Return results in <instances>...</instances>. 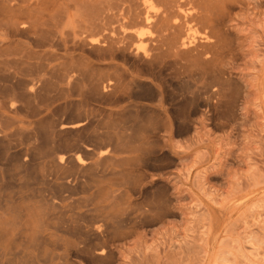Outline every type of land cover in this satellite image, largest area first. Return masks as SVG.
<instances>
[{"label":"rangeland","instance_id":"374dc122","mask_svg":"<svg viewBox=\"0 0 264 264\" xmlns=\"http://www.w3.org/2000/svg\"><path fill=\"white\" fill-rule=\"evenodd\" d=\"M1 2L14 4L11 0ZM226 4L221 24L228 44L225 51L216 53L217 56L209 51L201 56V63L181 60L161 67L148 65L151 72L143 58L150 52L146 50L149 48L132 41L113 48L105 45L108 43L102 39L103 31L94 30L93 25L99 24L94 14L93 19L91 15L85 16L90 22L98 20V23L92 22L93 25L86 24L89 30L79 29L77 21V26L68 22L64 23L67 32L62 25L60 30L50 32L55 37L47 32V37L45 33L37 34L36 42L33 37L29 38L31 41L25 39L27 35L23 33L7 38L0 26V41L7 46L6 52L1 48L0 55L5 56L0 58L6 59L8 64L7 67L3 63L0 71V101L3 102L4 91L11 86L10 72L21 79L47 73L46 79H50L48 68L54 64L66 67L67 63L71 64V58L79 56L80 63L73 62L82 63L80 70L74 67L77 63L72 62L73 66L68 67L74 69V76L85 74L80 80L76 76L78 80L68 86L72 91L67 103L49 101L51 93L30 102L18 101L20 113L0 111V127L7 124V139L12 141L8 156L0 153V201L12 198L13 202L0 208L2 220L13 224L7 230L8 235H0L4 251L0 264H61L65 243H72L65 264H264V0H229ZM84 20L82 26L86 28L84 24L88 21ZM141 27L132 28L143 30ZM77 28L80 34L74 32ZM72 32L75 33L73 42ZM110 32H106L105 38L109 35L113 40L121 36L118 30ZM196 32L197 37L207 34L201 29ZM39 36L42 37L38 45ZM43 37L47 39L46 44L42 43ZM103 40L105 44H101ZM18 42L21 45L16 44ZM54 49H59L56 51L59 55L67 53V59L54 60ZM136 53L142 56L135 58ZM40 54L45 56V61ZM10 59L11 62L15 59L14 65H9ZM30 66L35 67V74ZM85 77L88 81H84ZM96 79L95 87L91 86ZM106 83H110L112 91L103 93ZM78 87V91H74ZM96 89L97 95L94 94ZM23 104L28 109L22 107ZM19 105L31 115L26 112L29 116L26 118ZM78 113L83 116L82 129L87 131L82 132V148L88 151L84 153L82 149V154L78 155L69 151L68 155L84 160L81 176L78 175L81 178L77 174L70 175L81 179L79 183L83 185L78 194H65L63 208L55 216H59L57 221L61 218L58 222L63 226L75 227L76 224L82 228L84 235L77 238L81 243L76 237L54 233L50 223L55 219L51 221L50 206L42 205L51 198L52 192L47 186L54 182L50 170L52 158L33 160L30 174L20 173L18 165L13 167L9 163L12 153L38 145L35 139L24 136H37L44 128L40 126L47 121L65 115L77 117ZM9 118L18 121L10 122ZM26 177H32L31 182ZM45 196L43 200H46L42 201ZM20 209L26 224L22 232L18 230ZM74 215L81 218V224L72 220ZM55 237H59V242ZM76 244L81 251L75 248Z\"/></svg>","mask_w":264,"mask_h":264},{"label":"bare ground","instance_id":"6f19581e","mask_svg":"<svg viewBox=\"0 0 264 264\" xmlns=\"http://www.w3.org/2000/svg\"><path fill=\"white\" fill-rule=\"evenodd\" d=\"M11 1H12V3L14 2L13 5H8V4L4 5L5 4L4 2L7 3V1H4L3 4L1 2V4H0V26L2 27V30L5 31V32L3 31L5 33L4 36L7 37V38L17 36L19 33H23V34L27 35V38H25V39H28L29 41H31L30 39H32V37L34 38L37 34L38 35L39 34H44L45 32L49 33L51 36H54L55 34L53 35L54 32L52 30H56L57 31V29L62 28V25H63V29L67 28V27H64V26H66V25H64V23H68V22L72 23V22H74V24H75L76 21H77L78 26L76 24H75V26H77L79 29H83V30L88 29L89 30V28H87L89 26H86V24L88 25L90 23L89 25H93L92 22L93 23H98L99 22V24H97L96 26L93 25L94 30L98 29V32H100L102 30L103 31L102 33L105 34L104 35L105 37L107 35L106 32L109 33L110 30H111V32L113 30H118L121 33V36L119 38H116V39H113V40L111 39L112 37L109 38L110 37L109 35L107 36V38H109V39H107L105 37L102 38V39H106L105 42H107L108 44H105L104 40L101 42V44L104 42V44L108 45L110 48H113V46H116V45L121 44V43L124 44L125 41H132V42H135L137 44H142V45H144V46L149 48V49H146V50L150 51V52H148V54H146L147 51L145 50L146 53H144V54H146V55H143V58L146 61H144V62L147 63V66L148 65L151 66L152 64H154V65H160L159 67H161L162 65H165L167 63L176 64L177 61H181V60H185L187 62H196V61L200 62L201 56L204 55L205 53H207V52L209 53V51H211L210 52L211 54L214 53L216 55V53H219L220 51H223L224 48L226 49V47L228 45L226 37H224L225 34L221 30V24H222V19H223L222 11L224 9L225 4L229 0H11ZM8 2H10V1H8ZM226 5H228V4H226ZM84 14H86V15H84ZM92 14H94L93 16H95L99 20V21L97 20L98 22L97 21L94 22V20H96V18L94 20H92L93 19L92 18L93 17ZM89 15H91V17ZM85 16L92 18L91 19L92 21L90 22V20H88V18L85 17ZM83 18H85V20L87 19V21H88L86 23L84 22L85 23L84 25L86 26V28H83V26H82L83 25L82 24V19ZM133 26H134V28H135V26L136 27L137 26L138 27L142 26L141 28L143 30H139V29L134 30V28H132ZM78 28L74 29V32L80 34V32H81L80 30H79V32H77ZM70 29H71V25H70ZM196 29L197 30L201 29V30L206 31V33L209 36H206L207 35L206 34V35H201V37L200 36L197 37L198 33L196 32ZM64 30H66V29H64ZM64 30H63V33H65ZM71 30L69 32H71ZM88 30H86V31H88ZM104 30H109V32L108 31L104 32ZM90 31H88V32H90ZM50 32H53V33H50ZM66 32H67V30H66ZM47 33L44 34V37H47V36H45ZM57 33H61V32H57ZM95 33L97 34V32H95ZM102 33L98 34V35H102ZM74 34L75 33H73V35H72L70 33V35L73 36L72 39L70 38L69 33H68V36H67V37H69L72 40V42L74 41L73 40ZM79 34H76L75 36H77ZM81 35H83V34H81ZM42 36L38 37L40 40L38 38H36V40L37 39L39 40V41H37L38 45L41 42V38L40 37H42ZM58 36H60V34H58ZM117 37H118V35H117ZM43 38H42V41H44V42H42V43L46 44V42H47V41L45 42L46 38H44V39ZM56 38H57V36H56ZM54 39H52V40H54ZM33 40H34V42H36L35 38ZM52 40L50 39V41H52ZM100 40H101V38H100ZM54 41H56V40H54ZM63 41H64V39H63ZM31 43L33 44V41ZM54 43L56 44V42H54ZM81 43L82 42L80 41L79 42L80 46H82ZM16 44H20V43L18 42ZM70 44H71V46H73V44H75V43H73V44L70 43ZM126 44H128V43H126ZM126 44H125V46H126ZM129 44L131 45L132 43H129ZM23 45H25V44L23 43ZM35 45H36V43H35ZM47 45H43V46L51 47V46H47ZM98 45H99V43H98ZM2 46H3V42L0 41V53H2V51L4 52L5 49H6L5 48L6 45L3 46V47ZM34 47H36V46H34ZM52 47H54V46H52ZM75 47H77V46H75ZM96 47H100V46H96ZM101 47L103 48L102 45H101ZM101 47H100V49H101ZM107 47H106V49H107ZM118 47H121V45H119ZM1 48H2V51H1ZM8 48H10V47H8ZM139 48L142 49L141 46ZM59 49H57V50L54 49V50L56 52V51H59ZM61 49H62V47H61ZM74 49H76V48H74ZM95 49L98 50L99 48H95ZM100 49H99V51H101ZM121 49H123V47ZM64 51L68 52L67 50H64ZM69 51L71 52V50H69ZM92 51H93V48H92ZM55 52L53 51V54ZM106 52L107 51H105L104 53H106ZM57 53H58V55H57ZM120 53L122 54V52H120ZM139 53H136L135 54L136 56H134V57L136 58L137 56H140V55L142 56L143 52L140 55H139ZM55 54H54L53 57L56 58V59H54V60H61V59L65 60L68 57L67 53H63V54L59 55V52H56ZM106 54H105V56H106ZM34 55H35V53H34ZM101 55H103V54H101ZM113 55H114V53H113ZM1 56L2 55H0V57ZM3 56H5V55H3ZM8 56H10V55H8ZM8 56H6V57H8ZM16 56H18V55H16ZM43 56L41 55L42 59H44V57H45V56L44 57ZM46 56H47L46 58H48V56H49L48 53H47ZM107 56H109V54H107ZM78 57L75 56V58H71L72 62L74 60H77ZM109 57H111V56H109ZM50 58H51V54H50ZM32 59H33V56H32ZM71 59H68V60L70 61ZM14 60L12 61L13 63H15ZM45 60L46 59H44V61ZM78 60H81V59L79 58ZM5 61H3L1 59V61H0V71L2 70L1 69L2 64L3 63L7 64V60L6 59H5ZM20 61H23V60H20ZM39 61H40V58H39ZM12 62H11V59L8 60L9 65L10 64L14 65ZM18 62L19 61L16 60L17 64H18ZM65 62H67V61H65ZM72 62H70V63L72 64ZM78 62L80 63V61H78ZM83 62L86 63L85 60ZM144 62H142V63H144ZM42 63H44V62H42ZM76 63L73 62V64H76ZM79 63L74 65V67L79 69L80 68L79 66L82 65V63L81 64H79ZM67 64H68V66L71 65L69 63H67ZM73 64H72V66H73ZM77 65H78V67H77ZM34 66L36 67V65H34ZM68 66L66 65V67H62L61 68L60 65L54 64L52 67L48 68L50 79H46V77H47L46 74L47 73L43 74V75H41V73H36L34 71L35 67H32L33 68V70H32L31 66H30L31 69L29 67L28 68L30 69V71H32V72L34 71L33 73L34 74L36 73V74L35 75H27V77H25L23 75V73H22L21 76L23 75V77H25V79L16 78V76L18 74L16 73L17 75L15 76V73L10 72L8 74V77H9V80L12 79L11 86L9 88H7L6 91H4L6 93L5 97L2 94L3 95L2 96L3 102L0 101V111L2 113H9V114L17 113L19 111V107H18V103L19 102L18 101H20V103L22 101H24V100H27V101L30 102L31 100H35V99H37L39 97L42 98L44 96H48L51 93H52L51 97H48V98H50L49 101H51V102H55V101L58 102V101H62V100L66 101V99L71 96L70 92L72 91L71 87H68V86H71L73 81L78 80V78H76V76L80 77L79 78V80H80V79H83L84 78L83 76L85 75V74L84 75L82 74L83 76L82 75H80V76L76 75L78 73L77 71L80 70L79 69V70L75 71L76 72V74H75L76 76H74L73 75L74 69L72 71V69L69 68ZM150 66H148L149 67L148 71H150V69H151ZM186 66H188V65H186ZM7 67H8V64H7ZM20 67H23V66H20ZM20 67H19V69H20ZM28 68H27V70H29ZM45 72H46V70H45ZM79 73H80V71H79ZM81 76H82V78H81ZM13 79H14V81H13ZM84 81H88L86 79V77H85ZM96 81H97V79L94 80V81L92 80V85L91 86H94L96 84L94 82H96ZM98 82H101V81L98 80ZM98 82H97V84H98ZM76 83L78 84V82H76ZM88 84L90 86L89 82H88ZM98 85H101V83H99ZM98 85H96V88L99 89V91H100V88L97 87ZM78 86L81 87V84L79 83ZM7 87H8V85H7ZM79 87L77 89L74 88V91L75 90L78 91ZM94 87H92V89ZM109 87H110V83H106V85L102 87L103 93L104 92L106 93V92H108L110 90L112 91V88H109ZM115 88L117 89V86ZM81 89H82V87H81ZM97 89L95 90L96 91L95 93H94V90H93L94 94L97 93ZM90 91H88V92H90ZM74 95H75V93L73 94V96ZM76 96H79V93ZM3 97L6 98L8 101L4 100ZM157 99H158V97H157ZM43 100H45V102L47 101L46 99H43ZM27 101H25V103H27ZM65 101L64 102L62 101L60 104L67 103V101L66 102ZM34 103H36V105L39 104V103H37L35 101H34ZM52 104L53 103H51V105ZM19 106H20V108H22L23 106L25 108V106H26V108H27V105H24V104L22 105V107H21V105H19ZM28 107H31V106L28 105ZM38 107H40L42 109L41 105L38 106ZM24 108H22V112H24V110H23ZM67 108H68V106H67ZM27 111L24 112L26 114V118L29 117V116H27V113H28ZM52 111H50L49 113H51ZM36 112H37V110H35V113ZM40 112H41V110H40ZM18 113H20V112H18ZM29 113H30V111H29ZM29 113H28V115H29ZM41 113H43V112H41ZM53 113H54V111H53ZM22 115H20V116H22ZM30 115H31V113H30ZM76 115H77V117H73V116L66 117V115H65L64 118L59 116L56 119L54 118L51 121H47L48 123L46 122L47 123L46 125H44L42 123V121H41V123L44 126L41 125L40 123L39 124L41 126L40 125L39 126L41 128L42 127H44V128H42L41 130L39 128H37L38 131L40 130L39 133L36 132V134L38 133L37 136H33L32 134L31 135L28 134V135L24 136V138L27 137L26 139H29V140L30 139L31 140L35 139V141L37 142L38 145H36L34 143L35 147L31 149L32 146L29 144L31 146L29 150H23V149L22 150H17L18 152L12 153L11 161L9 160L10 161L9 163H10L11 166L14 167V165H18L19 169L21 170L20 173L21 172H23V173L24 172H27V173L29 172L28 174H30V172L33 170L32 169V165H31L33 160H39V159L41 160V158L43 159V158H47V157H51L52 158V160L50 159L52 162L51 163L49 162V163L52 164L51 167H50V170L53 172L52 175L54 174V177H53L54 182L51 183L50 186L49 185L47 186L48 189L49 188L51 189L52 193L51 194H50V192L48 193V194H50L51 198L47 199V200L44 199L46 201L42 202V201H44L43 198H46V196H45V197H42V199H41L42 201H39V202H42V205H44L43 203L49 204V206H50L49 210L51 211V217H52L51 221L54 220V219L56 220V218H59V216L57 217V216H55V214L59 213V211L63 208L61 206L67 199V196H66L67 194L66 193H68L70 195L75 194L78 190H80L82 188L81 185H83V184L79 183L81 179L79 180L77 178L71 177V176H74L75 174H77V177H78L79 174H80L79 176H81V173H82V161H84L82 159L80 160V159L76 158V157H78L77 156L78 154H82V152H83L82 151L83 148H82V143H81L82 139L81 138H82V132L85 130V129H82V126H83L82 117L83 116L80 117L81 114L79 115V113L76 114ZM76 115H74V116H76ZM3 117H5V115ZM6 117H9V116H6ZM3 119L8 121V118H3ZM11 119L12 118H9V120H11ZM17 121L18 120H16V122ZM10 122H15V121L11 120ZM3 123H5V122H3ZM9 124H11V123H9ZM6 125H5V127H3L4 124H2L1 125L2 127H0V153L1 154L5 153V155L7 154V151L10 150L9 146H10V142H12L10 138H9L10 140L7 139V135H6L7 126ZM11 125H9V127ZM17 131H19V130H17ZM86 132L87 131L85 130V133ZM22 136H23V134H22ZM17 137H19V136H17ZM24 138H23V140H24ZM69 151H74V152H76L77 155L76 156L72 155V156H74V157H72V156L68 155ZM87 151H88V148L84 150V153L87 152ZM7 156L8 155H6L5 157H7ZM8 159H10V158H8ZM103 161H105V160H103ZM13 167H11V169ZM15 169H16V167H15ZM15 169H13V170H15ZM48 170H49V168H48ZM50 172L48 173L49 175H50ZM44 177H45V175H44ZM46 177H47V173H46ZM31 178L32 177H30V178L26 177L25 179L28 180V181L30 180V182H31ZM78 178H81V177H78ZM75 179L79 180L77 182V184L76 183L74 184ZM24 183H29V182L24 181ZM10 184H12V182ZM13 184H15V183H13ZM6 185H8V184H6ZM23 185H25V184H23ZM2 187H4V186H2ZM26 187L23 186L22 188H26ZM5 188H7V186ZM39 193H40V191H39ZM40 194H42V193H40ZM76 194H78V193H76ZM35 197H36V195H35ZM6 203H8V204L9 203H13L12 202V198H4L2 201H0V208H4ZM121 206H123V205L121 204ZM2 212H3V210H2ZM19 213H20V218H18V219H20V225L18 227L19 228L18 230H20V232H22L24 229H26V224H24L25 222L22 221L23 216L21 215L22 214V210L21 209L19 210ZM74 214H76V213H74ZM2 219H3V215H0V235L5 236V235H8L7 230L8 229L10 230V228L13 227V224L11 222L9 223L8 221L6 222L5 220H2ZM55 220L52 223H50L51 224V229L54 231V233H56V234L59 233V234L64 235V236H69L70 235V237L73 236V237H76V239L77 238L80 239L82 237V235H84V233L82 232V228L80 226L76 225L74 222L73 223L75 224V227L74 226L70 227L68 224L67 225L65 224L64 226L61 225L58 222V221L61 220V218L58 221L57 220L55 221ZM72 220L75 221V222L77 221L80 224H81V221H82L81 218L79 216H77V215ZM14 221H16V220H14ZM54 222H56V223L58 222L59 225H58V223L56 224ZM15 226H16V224H15ZM86 235L87 234H85V236ZM88 235H90V234L88 233ZM58 238H56V242H59V241H57ZM54 241H55V239H54ZM32 242H30V243H32ZM36 242H38V241H36ZM66 242H68V240ZM80 243H77V244L79 245ZM77 244H76L75 248L79 249L80 247L78 246L79 247L78 248ZM64 245L67 246V247L66 248L64 247V255L62 256V259L59 260V262L63 261L62 263L65 264V263L68 262L69 252H70V248L72 246V243H67V245L65 243ZM79 250L81 251V248ZM72 251L74 252L75 250L73 249ZM100 251H101L100 254L102 255L103 251L102 250H100ZM3 252H4L3 248L0 246V256H1V254ZM23 261H25V260H23ZM52 261H53V259H52ZM22 264H24V262Z\"/></svg>","mask_w":264,"mask_h":264}]
</instances>
